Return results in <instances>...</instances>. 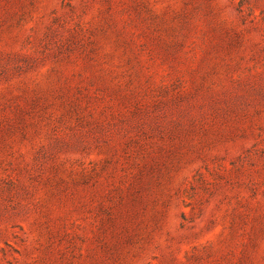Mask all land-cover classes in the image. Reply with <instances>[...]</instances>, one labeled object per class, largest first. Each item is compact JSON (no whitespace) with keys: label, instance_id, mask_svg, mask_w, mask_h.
Returning <instances> with one entry per match:
<instances>
[{"label":"rangeland","instance_id":"rangeland-1","mask_svg":"<svg viewBox=\"0 0 264 264\" xmlns=\"http://www.w3.org/2000/svg\"><path fill=\"white\" fill-rule=\"evenodd\" d=\"M0 264H264V0H0Z\"/></svg>","mask_w":264,"mask_h":264}]
</instances>
